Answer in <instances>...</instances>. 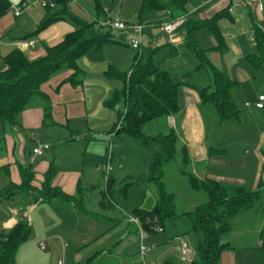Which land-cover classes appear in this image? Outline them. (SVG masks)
Returning a JSON list of instances; mask_svg holds the SVG:
<instances>
[{"label": "trees", "instance_id": "trees-1", "mask_svg": "<svg viewBox=\"0 0 264 264\" xmlns=\"http://www.w3.org/2000/svg\"><path fill=\"white\" fill-rule=\"evenodd\" d=\"M55 1L54 8L42 7L44 17L37 32L64 18H70L76 29L68 33L57 45L47 47L46 53L36 59H29L20 48H14L0 60V117L12 125L17 124L19 115L35 98L47 96L45 88L47 85L52 86L51 81L55 78L63 76L60 84L55 87L56 91L65 83L75 88L82 85L83 72L78 65L80 57L92 48L101 50L106 44L117 42L113 29L124 30L103 24L112 18H106L100 24L96 20L89 21L79 17L72 11L70 0ZM120 1L113 0V3ZM189 1L143 0L139 15L141 17L149 11L166 10L171 12L168 20H172L188 12ZM11 5L10 0H0V20L10 12L13 13ZM95 11L97 16L103 14V8L98 1ZM224 12L217 13L209 19H188L184 26L179 28V31H186V46L198 62L190 73L191 76L205 73L210 79L207 86L198 89L200 101L212 104L222 121L239 117V109L231 94L235 82L210 61L207 50L202 48L198 41L197 32L208 29L217 42L214 49L225 51L224 33L218 23ZM33 35H25L23 40L31 39ZM255 35L264 57V35L258 27ZM107 76L123 82V87L116 89L112 99L106 102L108 107L120 104L123 107L118 111L114 130L117 133L126 132L132 137L141 138L147 146H156L149 176L155 187V204L150 211L137 208L134 216L143 225L144 230L150 233L154 231V226L158 225L164 230L170 222L188 217L195 250L192 263L220 264L223 252L235 249L233 232L237 230L238 222L253 220L257 223L264 220V183L260 182L255 190H246L241 184L208 177L200 178L194 173L195 166L187 145L180 140L176 129L168 127L166 122L170 116L181 112L178 93L181 83L176 82L168 71L155 65L151 57L138 55L129 72H120L110 66ZM262 152L264 153V148ZM174 162H178L177 172L186 176L192 191L206 193V202L185 211H178L176 194L169 190L165 173V168ZM55 173L56 167L51 163L39 187L41 195L47 201L61 198L78 204L74 196L53 186L52 179ZM34 178L35 173L31 165L21 167V182L19 184L12 182L1 190L0 201L4 197L12 196L17 190H36ZM114 180L111 175L107 179L109 194ZM101 203L106 206L105 201L102 200ZM251 227L252 225H249V229ZM30 231L31 227L24 222H18L10 229L0 230V264H16L21 238L26 240ZM257 248L264 253V223L259 231ZM94 259L84 264H93ZM163 264L184 263L174 257H168Z\"/></svg>", "mask_w": 264, "mask_h": 264}, {"label": "crops", "instance_id": "crops-1", "mask_svg": "<svg viewBox=\"0 0 264 264\" xmlns=\"http://www.w3.org/2000/svg\"><path fill=\"white\" fill-rule=\"evenodd\" d=\"M10 1L12 3H20L23 0ZM97 1L103 8V14L99 16H97L95 11ZM103 1L70 0V5L72 11L76 15L89 21L96 20L101 24L106 18H112L129 22L127 15L123 14V6L126 0H122L119 6L120 11L117 10V12L114 11V3H112L110 9V7H108L109 3H107L108 0ZM241 1L190 0L187 5L188 12L182 16L185 21L188 19H209L217 13L225 11L218 22L224 33V42L226 44L225 51L222 52L214 48L207 50L206 47L201 45L198 33L208 29L199 30L197 32V38L201 47L207 50L210 61L235 82L234 87L231 89L234 103L236 101L235 99L239 97L238 92L240 90L243 93L242 100L245 98L250 100H246V102H244V108L246 110L241 111L238 108V118L226 121L237 120L240 123L243 122V120L250 121L252 132L245 130L241 133H234V135H231L229 139L233 140V146L239 148L237 150V155L242 152V149L245 154L251 153L256 158L257 164L250 175L251 184L253 186V189L251 190H255L260 182L264 183V153L262 152V149L264 148V113L261 112L264 109L256 108L254 105L257 100V96L264 94V57L260 52L255 35L257 27L264 35V0L260 1L262 5V10L260 11L251 10L243 2V0ZM236 2H240L241 4L235 5L234 10L229 11V7L232 4H236ZM142 4L143 0H137L136 7H134L137 17V21H135V23H142L145 25V30L148 26L151 28L158 27L157 22L161 20H168L170 18L171 12L166 10L158 12L149 11L140 17L139 9ZM31 9L32 8L27 10L23 15H33L34 12L31 13ZM22 16L16 18L14 17V14L10 12L8 16L0 20V39L5 34H9L10 32H8V30L11 28H17L21 32L18 37L14 39L12 38L15 46L5 55H0V60L14 48H20L19 43L21 39L23 40L25 35L34 34L33 38L28 40H34L35 44L34 46H29L23 50L21 48L20 49L24 53L29 49H32L26 56L29 59H36L46 53L47 47L57 45L68 33L76 29L75 23L70 18H64L37 32L38 26L44 17L43 9L40 13H37V19L32 26H28L26 24L21 25L20 18ZM119 31L131 33L128 30ZM149 35L152 36L153 34L149 33ZM117 40V42L112 44H106L101 50L92 48L80 57L78 65L83 72L82 85L75 88L69 83H65L61 86L59 91H56L55 87L60 84L59 82L61 80L59 79V76L51 81L52 86H46L45 89L47 96L42 95L35 98L30 106L19 115L17 124L12 125L6 120L12 125V131L8 130V133L5 134L3 138L6 147V154L3 157H0V182L4 180L2 186L0 185V191L5 189V187L12 182L14 184H19L21 182V167L31 165L35 173L33 184L37 186L36 190L33 191H37L40 195V198L34 202V206L36 208L30 207L31 210H37V207H40L39 205H42L43 203L54 204L64 210H66L65 207L69 209L76 205L78 206V204H75L71 200L61 198L47 201L41 195L39 187H41L42 182L44 181L46 171L50 167L51 163H53L56 167V173L52 179L53 186L59 187L63 192L76 198V189L78 188L79 191L83 189L80 188L83 171L81 172L74 169L58 170L55 160H41L38 164L34 165L27 162L25 157L30 154V151L27 147V141L24 138V134L28 133L27 131L32 129L38 130L43 127H48L52 130L54 129L53 127H57V129L62 127L70 132H67V134H57V132L54 131V133L58 135V137H56L58 143L56 144L61 145L60 150L62 148V150H67L68 147H66V144L74 142L76 138H78V135H80L78 129L72 128L71 125L86 124L87 129L90 131V135H93V139L95 140L100 137L101 141H103L107 139L109 133H117L114 130V125L117 121L118 111L123 109V107L121 104L116 105L115 107H108L106 102L112 99L113 93L116 89H121L123 87V82L119 79L108 78L107 71L110 66H113L120 72H129L137 59V56L142 54L141 52L137 53L132 59H130L128 69L122 71L113 61H111L109 57L105 55L111 47L115 48L124 44L119 38H117ZM184 40L185 38L179 35V32L174 39H169L167 36L168 44L171 47H176L184 42ZM214 40L215 47L217 42L215 38ZM129 42V45L131 46V39ZM193 69L185 74V78H192L196 82L186 81L185 78L184 80L182 79L178 89L182 109L179 114L170 116L167 119V125L168 127L175 128L180 140L187 145L190 157L195 166L194 173L198 177H208L218 181L237 183L243 185L246 189L245 184L247 183V177H249V170L246 169V164L244 162L239 161L237 157L234 158L233 165L223 164L219 162V160H216L219 159V153L217 151L220 149L217 143H214L215 139L213 142H210L204 117V109H207L208 104L202 103L198 94V89L207 86L210 83V79L205 73L197 76H191L190 73ZM200 83L203 85L198 87ZM249 89L251 90V93L249 92ZM242 100L240 99V102H242ZM248 102L252 103L250 107L246 105ZM221 150L225 151L224 148ZM55 154L56 153L54 151L52 155L55 156ZM43 155L44 153L41 156ZM18 191L20 190L15 191L13 195H15ZM107 195L108 197L110 196L109 193H107ZM76 200L78 201L77 198ZM80 209L86 213L91 212L86 206H83ZM103 216L105 215L97 214V217L99 218H102ZM6 218L7 219L4 220L0 226V230L10 229L18 222L26 223V221H24V217L19 215L15 210L9 211ZM28 219L30 222L31 220L33 222L34 215L28 216ZM263 221L264 220L258 221L250 228L249 231L253 232V238L251 240H240L236 244L241 243V245L235 244L234 250L223 252L220 264H235V253L238 251L258 250L263 253L262 250L257 248L259 244V231L263 226ZM30 222H28V225L31 227L29 224ZM118 226L123 228V234L115 243H109L106 241V239L110 236L109 232L94 237L93 239H82V241L77 245L78 248L74 254V264H84L92 258H95L93 260V264H96L100 259V255L104 253H111V251L115 249L116 245L123 248L129 244L130 242L128 241L123 243L127 237H130L133 240L142 239L138 232L137 225L133 222H129L128 219H123V222L120 223L118 222ZM240 237H242V235H240ZM111 244H114V246ZM44 247L45 245L43 244L42 248ZM84 259L86 260L82 263V260Z\"/></svg>", "mask_w": 264, "mask_h": 264}, {"label": "rangeland", "instance_id": "rangeland-1", "mask_svg": "<svg viewBox=\"0 0 264 264\" xmlns=\"http://www.w3.org/2000/svg\"><path fill=\"white\" fill-rule=\"evenodd\" d=\"M34 1L29 0L31 3ZM121 2L122 0L114 3L115 12L117 10L120 11L119 6ZM107 3H109L108 7L111 9L112 0H108ZM136 3L137 0H126L123 6V14L127 15L131 23L137 21L134 10ZM31 8V13L34 12L33 15H23L20 18L21 25L32 26L37 19V13L42 11V7L39 5H34ZM176 18H180L183 21L182 26L187 21H185L182 15ZM166 21L168 20L157 22L159 28H151L149 26L146 30L144 28L145 35L140 49H133L129 45V41L132 38L131 33H124L113 29L115 37L119 38L124 44L115 48L111 47L105 55L118 68L124 71L128 69L130 59L141 52L145 58L151 57L155 65L168 71L172 78L180 83L182 79L184 80L185 74L192 70L198 62L187 48L185 40L176 47H171L168 44L167 36L160 29L162 23ZM179 30V35L185 38L186 31ZM8 32L10 33L5 34L0 39L1 56L5 55L15 46L13 39L21 34L17 28H11ZM149 33L153 35L151 36ZM198 37L201 45L206 47L207 50L214 48L215 40L209 30L200 31ZM31 50L29 49L25 54L28 55ZM62 78L63 76H60L59 79ZM185 80L195 81L189 77L185 78ZM202 85L200 83L198 87ZM249 92L251 93L250 89ZM238 95L239 97L235 99L237 108L241 111L246 110L244 102L249 99L245 98L242 100L243 93L241 90L238 92ZM240 99L242 102H240ZM261 112L264 113V110ZM204 117L209 140L213 142L215 139L214 143H217L220 149L218 151L215 150L219 153V159L216 160H219L223 164L233 165V160L237 157L239 161L244 162L246 169L249 170V177H247L245 187L246 190L253 189L250 175L257 164L256 158L251 153L245 154L242 149V152L237 155L239 148L233 146V140L229 139L234 133H241L245 130L252 132L250 121L243 120L241 123L237 120L222 121L219 118L218 111L212 104H208L207 109H204ZM11 126L9 122L0 117V138H2L0 139V157L6 154L3 138L8 133V130L12 131ZM71 126L74 129L77 128L80 135H78V138L74 142L66 144L67 150H62L63 148L60 150L61 145L56 144L58 143L56 139L58 137L57 134H67V132H70L62 127L59 129L53 127L54 129L52 130L48 127L38 130L32 129L24 134L27 147L30 151V154L25 157L27 162L34 165L38 164L41 160H55L58 170L74 169L83 171L80 184V188L83 189L79 191L77 188L75 192L78 206L76 205L69 209L65 207L66 210L50 203H43V206L39 205L40 207H37V210H31L30 207L36 208L34 202L40 198L39 193L33 190H20L12 197L1 200L0 226L7 219L6 216L11 210L17 211L19 215L24 217V221L27 224L30 222L28 216L34 215L33 222L31 220L29 223L31 225L30 234L26 240L22 241L18 248L17 264H74V254L78 248L77 245L82 239H93L109 232L110 236L106 241L115 243L123 234V228L118 226V222L120 223L123 222V219H128V214L135 217L134 211L139 207L150 211L155 204V187L149 179L150 165L154 151L156 150L155 145L147 146L141 138L132 137L126 132L109 133L107 139L101 141L100 137H98L95 140L93 139V135H90L86 124ZM44 145L51 146V149L44 151L43 156L35 155L33 150ZM223 148L225 151L221 150ZM54 151L56 153L55 156L52 155ZM108 165L112 167V171L106 175L102 171V167ZM177 167L178 162H174L165 168V173L168 179L169 190L176 194L178 211H185L195 205L206 202V193L192 191L186 176L180 175L177 172ZM110 175L115 180L108 197L107 179ZM3 182L4 180L0 182L1 186ZM102 200L105 201L107 206L101 203ZM83 206H86L91 212L86 213L82 211L80 208ZM97 214L105 216L99 218ZM253 224H256L253 220L251 222L247 220L238 222L237 230L233 232V243H237L240 240H251L253 232L249 231L250 229L248 228L249 225L253 226ZM190 228V219L182 217L170 222L160 232H145L141 240H133L127 237L123 243L128 241L130 242L129 244L123 248L116 245L111 253L100 255V259L96 264H150L152 262L163 264L168 257L181 260L180 252L175 248L179 243V240L176 238L181 236L188 247L194 250V240ZM43 244L45 245L44 248H42ZM111 245L114 246V244ZM150 245L154 246V248L146 253L144 261L141 256V247ZM236 245H241V243ZM85 260H82V263ZM234 261L235 264H263L264 254L258 250L238 251L235 253Z\"/></svg>", "mask_w": 264, "mask_h": 264}, {"label": "built area", "instance_id": "built-area-1", "mask_svg": "<svg viewBox=\"0 0 264 264\" xmlns=\"http://www.w3.org/2000/svg\"><path fill=\"white\" fill-rule=\"evenodd\" d=\"M239 1V0H236ZM241 1V0H240ZM261 0H243V2L251 9V10H262ZM242 2V1H241ZM240 2H236V4H232L229 7V11L234 10L235 5H240ZM34 5H39L43 8L50 7L54 8L56 7V1L55 0H35L34 2H29V0L22 1L20 3H12L11 5V11L13 12L14 16H21L25 11L33 7ZM104 25H108L110 27L119 28L128 30L132 33L131 38V46L134 49H140L143 44L144 39V25L141 23H129L124 20H116V19H108L104 21ZM183 25V21L180 18L168 20L166 22H163L160 29L169 37V39H174L178 33L179 28ZM35 41L34 40H21L19 43L20 48L23 50L25 48H28L29 46H34ZM248 107L252 105V103L248 102L246 104ZM256 108L264 109V94H260L258 96V99L254 103ZM50 149L49 145H44L40 148H35L34 154L37 156H41L44 151ZM102 171L105 172L106 175H108L112 171V167L110 165L103 166ZM129 222H133L138 227V232L143 238L144 233L146 232L143 228V225L138 221L136 217L128 215ZM153 230L155 232H160L163 230L160 226H154ZM179 240V243L175 246V248L180 252L181 255V261L184 263H192L195 255V250H192L188 247L187 243L182 239L181 236H178L176 238ZM154 248V246H142L141 247V256L142 259L145 261V255L147 252L151 251ZM146 264V263H145ZM150 264H156L154 262Z\"/></svg>", "mask_w": 264, "mask_h": 264}, {"label": "water", "instance_id": "water-1", "mask_svg": "<svg viewBox=\"0 0 264 264\" xmlns=\"http://www.w3.org/2000/svg\"><path fill=\"white\" fill-rule=\"evenodd\" d=\"M21 240L23 241V240H24V238H21Z\"/></svg>", "mask_w": 264, "mask_h": 264}]
</instances>
